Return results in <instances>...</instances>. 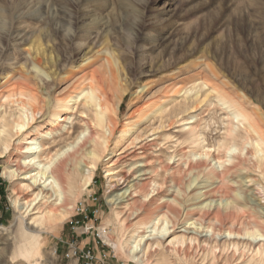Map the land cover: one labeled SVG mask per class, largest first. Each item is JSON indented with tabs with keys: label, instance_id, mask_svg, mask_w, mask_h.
Listing matches in <instances>:
<instances>
[{
	"label": "rangeland",
	"instance_id": "374dc122",
	"mask_svg": "<svg viewBox=\"0 0 264 264\" xmlns=\"http://www.w3.org/2000/svg\"><path fill=\"white\" fill-rule=\"evenodd\" d=\"M91 76L107 97V114L116 129L94 170L93 184L78 191L77 198L89 188L98 190L99 220L109 226L108 238H118L123 245L121 239L132 230L129 224L134 220H123L124 215L123 227L112 224L119 209L107 200L123 185L109 183L105 166L126 138L139 134L136 142H144L149 134L159 133L160 149L150 151L149 160L173 156L170 161L180 160L185 168L186 160H195L206 148L217 149L226 130L235 125L231 116L236 108L252 112L258 100L264 103V0H0V117L20 111V93L37 88L46 103L41 117L29 123L33 129L36 122L50 118L62 98L76 95L70 102L71 120L44 141L55 152L92 118L81 105ZM142 111L144 119L138 123ZM161 116H165L162 122ZM167 117L175 123L169 125ZM192 136L199 141L185 140ZM19 138L20 133L14 144ZM185 146L190 151L183 156ZM20 156L16 150L0 158V264H73L63 255L74 208L65 219L37 234L39 245L34 250L27 247L28 236L39 228H26L29 219L12 200L29 199L39 187L28 191L24 184L29 180L2 174L19 165ZM128 162L132 165L135 160ZM165 174L158 171V184ZM258 201L264 204V199ZM142 203L147 204L137 205ZM161 210L170 216L167 207ZM190 216L189 221L198 217ZM186 227L178 224L161 242L166 245L180 237L184 233L179 230ZM102 240L104 244L93 245L90 238L87 244L99 264H139L129 258L126 247L119 251ZM151 253L150 264H160L159 255Z\"/></svg>",
	"mask_w": 264,
	"mask_h": 264
},
{
	"label": "bare ground",
	"instance_id": "6f19581e",
	"mask_svg": "<svg viewBox=\"0 0 264 264\" xmlns=\"http://www.w3.org/2000/svg\"><path fill=\"white\" fill-rule=\"evenodd\" d=\"M88 80L89 90L84 93L81 105L92 113V118L84 121V130L58 150L54 149L55 152L44 141L71 120L70 102L76 95L62 98L50 118L36 122L33 129L29 123L41 117L46 103L37 88L20 93L17 100L20 111H6L0 117V158L11 156L16 150L22 157L19 165L3 170L2 174L10 179L29 180L24 184L28 191L39 187L29 199L12 200L15 208L24 209V217L29 219L26 228L32 225L39 228L26 240L29 251L39 243L37 234L42 229L62 221L74 208L78 191L92 182L94 170L115 132L116 122L107 114L106 95L93 76ZM257 102L252 112L236 108L231 116L235 125L226 130L217 149L211 152V148H206L195 160H186L185 168L180 167L179 158L177 163L171 162L173 156L166 161L149 160L150 151L160 149L159 133L149 134L150 138L144 142H136L139 134L126 138L115 158L110 157L105 166L109 183L123 185L107 202L119 209L115 210L114 227H123L121 217L125 215L123 220H134L129 224L133 228L121 239L123 245L118 238L110 240L106 232L102 233L104 241L119 251L126 247L129 258L139 264H150L151 250L159 255L160 264H264V204L258 201L264 199V103ZM164 118L161 116L160 122ZM143 119L144 111L140 112L138 123ZM166 119L169 125L175 123L172 117ZM123 132L122 136L126 130ZM19 133L22 139L14 144ZM185 140L196 143L199 138L192 136ZM189 151L185 146L183 156ZM130 159L135 160L134 164L128 162ZM159 170L166 173L162 184L155 180ZM140 201L147 204L138 206ZM163 207L168 208L170 216L162 213ZM190 215L198 217L189 221ZM181 223L187 224L179 230L184 234L164 245L161 241Z\"/></svg>",
	"mask_w": 264,
	"mask_h": 264
},
{
	"label": "built area",
	"instance_id": "2783aa9c",
	"mask_svg": "<svg viewBox=\"0 0 264 264\" xmlns=\"http://www.w3.org/2000/svg\"><path fill=\"white\" fill-rule=\"evenodd\" d=\"M86 191L77 200L68 222L70 238L65 242L66 252L63 256L73 264H99L92 245L87 246V244L90 243V238L93 239V245L100 242L104 244L102 233L110 232L109 226L102 225L99 220L101 210L97 196L98 190L89 188Z\"/></svg>",
	"mask_w": 264,
	"mask_h": 264
}]
</instances>
